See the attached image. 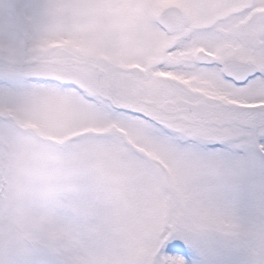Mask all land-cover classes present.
Masks as SVG:
<instances>
[{
  "label": "rangeland",
  "instance_id": "374dc122",
  "mask_svg": "<svg viewBox=\"0 0 264 264\" xmlns=\"http://www.w3.org/2000/svg\"><path fill=\"white\" fill-rule=\"evenodd\" d=\"M41 2L0 0V264H150L161 217L201 229L210 264H262L259 162L201 169L181 142L130 126L102 96L29 83L75 79L101 60L143 70L133 58L148 47L137 30L147 0H46L48 20L21 31V6Z\"/></svg>",
  "mask_w": 264,
  "mask_h": 264
},
{
  "label": "snow or ice",
  "instance_id": "6c2138e0",
  "mask_svg": "<svg viewBox=\"0 0 264 264\" xmlns=\"http://www.w3.org/2000/svg\"><path fill=\"white\" fill-rule=\"evenodd\" d=\"M51 8L46 0L22 5L19 29L45 23ZM143 8L137 30L148 47L133 58L143 70L101 60L73 71L75 79L33 73L29 83L102 96L130 126L181 142L201 169L245 173L259 162L264 202V0H186L182 7L147 0ZM160 39L171 45L153 54ZM156 230L150 264H210L201 229L161 217Z\"/></svg>",
  "mask_w": 264,
  "mask_h": 264
},
{
  "label": "clouds",
  "instance_id": "9594fccd",
  "mask_svg": "<svg viewBox=\"0 0 264 264\" xmlns=\"http://www.w3.org/2000/svg\"><path fill=\"white\" fill-rule=\"evenodd\" d=\"M88 165L94 171L98 170V162L95 159L89 160ZM49 182L51 183L52 181H49Z\"/></svg>",
  "mask_w": 264,
  "mask_h": 264
},
{
  "label": "flooded vegetation",
  "instance_id": "af4514ba",
  "mask_svg": "<svg viewBox=\"0 0 264 264\" xmlns=\"http://www.w3.org/2000/svg\"><path fill=\"white\" fill-rule=\"evenodd\" d=\"M170 45H171V44H170ZM168 47H170V46L168 45L165 49H167ZM172 74H174V73H167V74H164V78L166 79L167 76L172 75ZM188 84H190V86H191L192 82H191V81H188Z\"/></svg>",
  "mask_w": 264,
  "mask_h": 264
}]
</instances>
